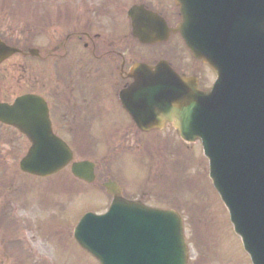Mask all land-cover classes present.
Returning a JSON list of instances; mask_svg holds the SVG:
<instances>
[{"label": "water", "instance_id": "obj_1", "mask_svg": "<svg viewBox=\"0 0 264 264\" xmlns=\"http://www.w3.org/2000/svg\"><path fill=\"white\" fill-rule=\"evenodd\" d=\"M260 7L264 13V0ZM187 10L184 39L195 57L217 71L219 80L212 92H201L162 71L166 78L164 85L159 84V97L163 95L159 119L171 121L186 140H202L211 177L236 231L253 263L264 264V66L258 69L255 60L260 57L264 62L258 46L264 43L258 42L264 41V16L191 19ZM193 27L214 32L199 33ZM14 53L0 42V63ZM0 120L13 122L37 143L23 161V170L51 173L71 159L53 140L45 112L33 98L0 106ZM40 124L44 129L40 126L37 134ZM91 170L82 164L75 165L74 172L91 181ZM109 192L115 196L110 212L98 218L85 216L75 232L80 245L100 264H187L183 222L177 213L128 202L116 188L109 187Z\"/></svg>", "mask_w": 264, "mask_h": 264}, {"label": "rangeland", "instance_id": "obj_2", "mask_svg": "<svg viewBox=\"0 0 264 264\" xmlns=\"http://www.w3.org/2000/svg\"><path fill=\"white\" fill-rule=\"evenodd\" d=\"M22 1L25 0H0L4 7L2 11L0 10L1 14L6 15L13 7L9 18L16 27L21 24L17 28L36 27L33 25L44 19L47 8L51 17L57 19L65 8V6L60 7L65 0H50L52 7L47 6V8L43 0H27L31 2L30 5ZM38 2L40 7L34 9L37 10L36 15L25 13L33 10V5ZM24 13L26 18L22 17ZM63 18L66 22L71 20L64 16ZM58 24L59 28L63 26ZM10 27L13 25L8 24L6 30ZM31 36L32 34H27L28 38ZM37 42L41 44L46 42V45L48 37L40 36ZM180 55L182 56V53ZM30 67V62L16 59L0 68V100L28 91L25 90L27 87L22 89L21 86L29 82ZM41 67L43 66L36 67L35 76H41L39 73L46 69V66ZM191 71L201 75L203 86L211 85L215 79V74L209 67L195 65ZM36 92L45 93L43 90ZM6 132L8 131L2 130L1 134L5 133L8 138L0 140V264H98L95 259L80 251L81 249L74 243L76 241L72 230L79 216L90 207H98L96 209L99 213H103L108 208L110 198L105 190L99 183L86 185L74 181L70 169L45 180L23 175L19 163L28 147H22L19 155L14 154L12 150L18 145L9 143L14 137L18 142L20 137ZM164 132L165 135L161 138L165 141L159 138V152L157 146L150 148L153 153L149 158L140 159L141 155L133 150H128L125 155L120 156L116 160L119 169L117 175L125 174L132 164L136 172L130 175L131 179L137 178L141 184L148 181L155 190L158 186L159 189H164L171 179H164L162 175L167 172L172 173L174 166L179 171L177 183L180 185L177 184L173 188L165 186L167 192L172 190V199L162 198L159 191V207H168L170 203L176 205L175 207L183 214L186 236L193 253L190 264H251L230 222L228 212L209 179L208 161L203 155L200 143L188 146L180 142L177 133L171 128ZM148 142L153 144L155 140L150 139ZM163 142H168L169 150ZM20 143L21 141L19 145ZM21 145L24 146V143ZM188 148L190 153L186 152ZM108 152L109 150L105 151ZM126 156L130 157L124 159ZM177 161H182L180 164L187 165V168L184 171L179 170ZM121 165L128 169L122 172ZM165 168H167L166 172ZM154 179H159L161 185L159 183L154 185ZM149 198L153 204L157 202L155 198ZM4 209L8 212L10 220L2 216ZM201 257L204 259L203 263L200 262Z\"/></svg>", "mask_w": 264, "mask_h": 264}, {"label": "flooded vegetation", "instance_id": "obj_3", "mask_svg": "<svg viewBox=\"0 0 264 264\" xmlns=\"http://www.w3.org/2000/svg\"><path fill=\"white\" fill-rule=\"evenodd\" d=\"M138 4L173 23L180 16L172 0H65L57 19L51 17L47 6L52 7V2L46 0L43 23L32 28H17L21 24L16 27L10 22V14L0 13V37L4 42L39 50L38 56H22L31 66L29 93L45 91L42 95L54 130L71 147L81 146L84 140L97 142L95 133L101 130L120 133L115 137L117 149L140 150L148 145L137 134L141 131L119 100L121 90L133 83L128 75L133 65L146 63L154 67L163 54L159 44L143 45L134 38L128 12ZM63 16L71 20L66 22ZM58 23L63 26L59 28ZM8 24L13 27L6 30ZM27 34L32 36L28 38ZM40 36L48 37L46 45L37 42ZM37 66H46L41 76H35ZM99 113L113 123L98 119ZM156 141L159 143V138ZM143 196L149 194L144 192Z\"/></svg>", "mask_w": 264, "mask_h": 264}]
</instances>
